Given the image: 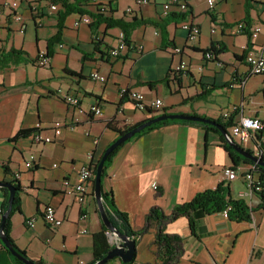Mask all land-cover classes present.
I'll list each match as a JSON object with an SVG mask.
<instances>
[{
  "label": "crops",
  "instance_id": "1",
  "mask_svg": "<svg viewBox=\"0 0 264 264\" xmlns=\"http://www.w3.org/2000/svg\"><path fill=\"white\" fill-rule=\"evenodd\" d=\"M168 1L90 0L110 3L114 17L154 22L165 16L162 6ZM181 1L187 10L166 25L165 48H160V32L151 24L136 26L131 44L125 46L119 28L92 29L82 22L75 26L80 15L72 13L65 18L45 66L27 61L0 70V181H18L19 209L11 216L10 236L33 261L91 262L93 236L102 228L93 196L94 174L92 193L83 201L68 189L79 171L91 166L117 139L118 130L152 114L138 110L123 89L142 92L146 103L160 98L158 114H194L227 123L230 120L222 119V111L237 104L238 115L264 119V75L250 74L245 62V55L264 40V0L251 2L250 32L255 27L260 30L249 44L239 23L245 17V0H215L213 5L206 0ZM50 5L47 0H0V50H21L30 58L44 53L47 39L57 30L52 12L58 5L55 9ZM168 12L180 13L175 7ZM15 14L21 19H15ZM183 21L199 26L196 41L187 40ZM170 42L181 51L173 52ZM211 43H221L225 50L207 60L201 50ZM112 48L119 50L117 56L110 55ZM179 63L185 65V72L173 73ZM93 71L104 75L105 81L92 79ZM160 79L164 80L154 87L146 83ZM65 94L77 96L78 107L69 105ZM54 100L59 101L57 106ZM91 105L100 107L99 115L88 112ZM57 123L61 133L51 143L36 144L30 136L12 139L18 130L38 125L51 134ZM227 131L231 136L230 126ZM235 142L255 153L252 138ZM30 154L34 161L28 168L25 162ZM250 165L243 161L234 165L220 135L198 121H169L119 145L105 169L102 188L111 190L117 208L140 232L134 263L160 264L157 225L148 221L150 209L157 207L166 217L163 231L180 237L181 249L173 264H264V210L256 208L258 196L249 192L243 180ZM225 166L237 170L235 179H224ZM219 183L227 185L232 198L252 207L250 218L236 221L220 212L206 214L198 220L195 235L191 234L187 218L174 216V206ZM1 201L0 191V207ZM46 205L54 207L60 225L44 221ZM107 238L112 245L115 239L108 234ZM0 264H18L1 240ZM107 264L124 263L116 257Z\"/></svg>",
  "mask_w": 264,
  "mask_h": 264
},
{
  "label": "trees",
  "instance_id": "2",
  "mask_svg": "<svg viewBox=\"0 0 264 264\" xmlns=\"http://www.w3.org/2000/svg\"><path fill=\"white\" fill-rule=\"evenodd\" d=\"M47 2L49 4L58 5L57 9L52 12L53 16L56 18L57 30L53 36L47 39V47L43 53L44 57H47L49 59L51 58L53 54V44L58 42L61 36L62 29L64 27L65 18L72 13L79 14L80 16L81 15L89 16L90 22L88 23V25L92 29H96L101 25L104 27L105 30L111 29V28H119L121 30L120 42L124 44L125 46H129L131 44V33L134 30V28H136V26H139L142 24H145V25L151 24L152 26L158 28L160 32L161 39H162L160 43V48H165L168 46L167 44H165V41L167 40L166 25L169 22L175 21V19H177L180 16L183 17V14H181V12L180 13L167 12L165 16H163L162 18L158 19V21H155V22L145 21L143 19L138 20L136 19V17H133L132 19L126 21L122 18L113 16L115 9L111 7L110 3L105 5L101 3L90 2V0H47ZM251 2H253V0H245V17L241 22H239L241 23V30L248 37V44L251 38L250 16H249V10L251 9ZM41 15H43V12L41 13ZM170 44L172 48H175L172 42H170ZM224 50H225V47L222 46L221 43H211L208 48L201 50V52L203 54L206 52H210L212 54V57L214 58L219 53L224 52ZM38 57L39 55H37L34 58H30L28 55H26L21 50H15V49H10L7 51L0 50V70L10 65L18 64L20 62L29 61L31 63L36 64ZM169 73H171L170 70L168 71L166 76H168ZM163 80L164 79L155 80V81H147L146 83L148 84V86L154 87L156 84L161 83ZM124 95H127V93H124ZM148 110H150V112L152 113L149 118H153L159 115L157 109H153V110L148 109ZM162 113H166V112L163 111ZM208 119L218 122L225 129H227L230 126V122H231L229 121L227 123L226 122L223 123L221 122L219 118L217 119L208 118ZM174 120H179V119H172V120L165 119V120L152 123L144 127L141 131L135 133L132 137H135L141 134L142 132L151 130L159 125H162L164 123H167L169 121H174ZM181 121H187V120H181ZM139 123L126 127L122 130H118V134L120 135L123 134L124 132L130 130L131 128L135 127ZM199 123L202 124L206 129H209L220 135V138L224 140L225 142V147L229 151L230 157L234 165L237 164V161H243L244 163H248L253 166V170L258 176V179L261 183V189L253 192V193H256L259 199V203L256 206V208L264 210V167L254 163L248 158L243 157L241 154H239L234 149H232L231 146L227 145L224 136L215 126H212L211 124H206L203 122H199ZM34 131H35L34 128L20 129L15 133L12 139L15 140L18 137H28ZM257 139L258 137L252 138L255 148H258ZM118 148L119 146L111 152V154L107 157V159L105 160L103 164V170L101 174V184L103 183L102 180H103V176L105 175V169L107 165L110 163L113 155L115 154ZM245 150L255 155V153L252 150H249V149H245ZM260 158L264 160V155H261ZM99 159L100 157L92 161V163L90 164L93 167L94 176H95V169L99 162ZM11 183L16 188V192H15V196L13 199L12 211L9 213V215L7 216L4 222L3 233L6 239L10 242V244L19 254L25 257H28L25 251L20 249L13 242L10 236V229H11L10 219L13 214V211L19 209L18 190L20 188L17 179L11 181ZM0 191L2 193V201H1V207H0V222H1V215L7 209V200H8L9 192H8V189L5 187H0ZM102 198H103V202L106 208L107 216L109 220L111 221V223L114 225V227L119 232L124 233L127 236H129L136 243V240L140 232L134 231L132 229V227L129 224L127 214H125L124 212L120 211L117 208L113 200L111 190L104 191L102 188ZM227 207L229 208L227 211V218L230 220H236V221L249 219L250 211L253 210L252 207H249L243 199L232 198L229 194L227 185L223 183H219L214 188H208V189L199 191L195 193L194 196L190 200L177 204L176 206H174L173 212H174V216H185L187 218L190 233L195 235L196 226H197L198 220L201 217H203L206 214L221 212ZM165 218L166 217L163 214L162 210L157 207H152L148 213V221L154 222L157 225V232H156L155 240H156V244L160 245V248L158 249V252H157V258L158 260H160V264H173L176 261L177 255L179 254L180 249H181L180 237L166 234L163 231L162 224ZM101 227H102L101 230L95 233L93 236V252H92L91 262H94L95 260L102 258L107 253V251L112 247V245H110L108 242L107 228L105 227L103 223ZM13 258L18 264H24L16 257L13 256ZM35 263L43 264L40 261H35ZM129 263H134V257L130 262H127L124 264H129Z\"/></svg>",
  "mask_w": 264,
  "mask_h": 264
},
{
  "label": "built area",
  "instance_id": "3",
  "mask_svg": "<svg viewBox=\"0 0 264 264\" xmlns=\"http://www.w3.org/2000/svg\"><path fill=\"white\" fill-rule=\"evenodd\" d=\"M143 2H148V0H141ZM208 5H213L215 0H206ZM8 7V5H4ZM175 7L176 11L185 13L187 10V4L181 0H169L168 2L164 3L162 8L164 14H166L171 8ZM51 9H55L56 5L51 4ZM130 11V9H127ZM15 19L20 20V16L18 14L14 15ZM2 19V8H0V21ZM80 22L82 23H89L90 17L87 15H81L79 19L74 23L77 26ZM181 27L187 30V40L190 42H194L198 39V35L200 33V28L197 24L189 21H183L181 23ZM259 27H255L251 31V39L256 38L259 33ZM211 31H214L212 29ZM181 51L180 48L175 47L173 48V52L179 53ZM111 56H117L119 54V50L117 48H112L109 50ZM204 57L208 59H212V54L210 52L204 53ZM47 57H44L43 53L39 55L38 60L36 62L39 66H45L48 63ZM245 62L248 66V70L250 74H257V75H264V40L261 44L257 46V48L253 51L248 52L245 55ZM185 65L183 63H179L175 66L173 73H177L179 71L185 72ZM90 77L94 80L104 82L105 77L104 75L99 74L97 71H93L90 74ZM122 93H127L129 99L134 103V106L138 110H145V109H160L162 107V101L160 98H155L150 102L146 103L144 100V95L142 92L132 90V89H123ZM122 94V95H123ZM64 100L73 107H78L79 105V98L74 95L65 94ZM240 108L237 104H230L227 109L222 111L221 117L225 121L230 120V134L231 137H235L238 140L242 141L246 138H256L258 143V148L255 149V156L258 158L261 155H264V119L259 117H252L246 116L244 114H239ZM89 113H93L94 115H99L101 110L98 105H91L89 108ZM232 115H236V117L231 118ZM35 129L34 132L30 134V138L33 143L36 144H47L53 141V137L61 133L62 126L60 124H55L51 128V134L47 133L44 130L38 128ZM34 161V156L32 154L29 155L28 159L25 162L26 167H31ZM92 174H93V167L87 166L82 168L77 176V181L74 183L68 191L76 196L78 201H83L84 198L92 193ZM222 175L226 180H233L237 177L238 172L232 166H225L222 169ZM16 178L18 177V173L15 174ZM243 180L249 192L258 191L261 189V183L258 179V176L253 170V166L250 165L248 170L243 172ZM243 194H241L242 196ZM228 207L222 210L220 213L227 217ZM42 217L44 221L50 226H58L61 224L62 220L58 218L55 214L54 207L51 205L44 206L42 210ZM29 225H33L32 220H28ZM107 234L110 235V232L107 230ZM112 242V240H111ZM135 264V263H129Z\"/></svg>",
  "mask_w": 264,
  "mask_h": 264
},
{
  "label": "water",
  "instance_id": "4",
  "mask_svg": "<svg viewBox=\"0 0 264 264\" xmlns=\"http://www.w3.org/2000/svg\"><path fill=\"white\" fill-rule=\"evenodd\" d=\"M165 119H179V120H189V121H198L203 122L206 124H211L215 126L221 134L224 136L225 140L227 141L228 145L231 146L236 152L241 154L243 157L248 158L249 160L253 161L254 163L264 167V160L258 158L257 156L247 152L243 149L238 143H236L231 136L229 135L227 129L223 128L218 122L205 118L203 116H198L194 114H185V113H161L153 118H149L135 127L131 128L130 130L124 132L123 134L119 135L117 139H115L112 143H110L103 151L100 156L99 162L95 169V176L93 180V196L97 203L98 212L101 218L102 223L110 232V237L115 239L111 242L112 247L107 251V253L100 259L95 260L94 262H89L87 264H105L113 258H119L122 263L130 262L134 255H135V241L131 239L124 233L119 232L114 225L109 220L106 208L102 198V184H101V174L103 170V164L107 157L111 154V152L117 148L120 144H122L125 140L132 137L135 133L141 131L144 127L155 123L157 121L165 120ZM0 187H5L8 189L9 196L7 200V209L1 215V222H0V240L5 246L6 249L17 259H19L24 264H36L35 261L32 259L25 257L19 254L10 242L6 239L3 233L4 222L12 211L13 206V199L15 196L16 188L13 186L11 182L7 181H0Z\"/></svg>",
  "mask_w": 264,
  "mask_h": 264
},
{
  "label": "rangeland",
  "instance_id": "5",
  "mask_svg": "<svg viewBox=\"0 0 264 264\" xmlns=\"http://www.w3.org/2000/svg\"><path fill=\"white\" fill-rule=\"evenodd\" d=\"M53 103H54L55 106H57L58 105L57 103H59V101L58 100H54ZM234 140L239 142V140L237 138H234Z\"/></svg>",
  "mask_w": 264,
  "mask_h": 264
}]
</instances>
